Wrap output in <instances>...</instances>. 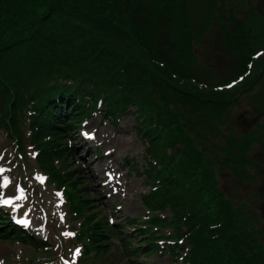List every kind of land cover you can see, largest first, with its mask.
<instances>
[{
  "label": "rangeland",
  "instance_id": "1",
  "mask_svg": "<svg viewBox=\"0 0 264 264\" xmlns=\"http://www.w3.org/2000/svg\"><path fill=\"white\" fill-rule=\"evenodd\" d=\"M38 3L29 0L27 11ZM185 19L178 70L189 79L158 66L131 27L132 38L126 30L107 35L133 87L122 89L142 105L117 125L99 111L70 136L44 131L39 143L29 116L1 111L0 208L12 210L55 255L0 237V264H188L195 233L168 222L192 212V187L200 183L229 203L232 223L224 228L238 234L242 249L251 257L264 253V0H186ZM152 123L144 137L136 133ZM157 126L161 137L152 139ZM118 230L132 243L119 240ZM148 242L159 252H136Z\"/></svg>",
  "mask_w": 264,
  "mask_h": 264
},
{
  "label": "trees",
  "instance_id": "2",
  "mask_svg": "<svg viewBox=\"0 0 264 264\" xmlns=\"http://www.w3.org/2000/svg\"><path fill=\"white\" fill-rule=\"evenodd\" d=\"M28 1L0 0V113L12 110L14 114L29 116L36 142L42 141L44 131L53 135L58 130L61 137L70 136L72 127L79 129L99 111L105 121L116 124L125 114L134 113L131 108L142 107L139 97L122 89V84L129 90L133 87L126 70L119 71L117 45L107 40V35H115L113 31H127L129 36H125L132 38L133 34L127 30L131 27L140 38L138 46L146 47L158 66L166 67L182 80L189 79L178 70L185 59L181 32L187 28L186 0H39L33 11H27ZM15 17L20 18L13 25L8 24L7 20ZM106 26L110 28L105 30ZM99 62L109 68H103ZM140 118L145 120L142 115ZM153 125L143 130L140 124L136 133L144 137ZM160 134L157 126L152 139H160ZM151 180L154 181L151 184L158 182L155 177ZM177 182L178 178L172 180L174 185ZM159 184L156 189L161 188ZM192 194L197 197L192 212H184L185 217H180L182 222L174 219L168 222L178 231L180 225H185L189 235L195 233L197 239L193 237L195 243L192 242L188 264L263 261V252L251 257L242 249L238 234L224 228L231 227L232 218L228 215L231 207L214 187L200 183L192 187ZM8 212L0 208L3 226L0 237L20 243L29 241L37 250L48 248V244L31 232L14 225ZM128 221L127 226L142 235V228L132 225L130 218ZM117 232L120 240L131 243L123 231ZM147 235L151 232L147 231ZM158 248L155 242H148L136 252L149 249L147 253H155L159 252Z\"/></svg>",
  "mask_w": 264,
  "mask_h": 264
},
{
  "label": "bare ground",
  "instance_id": "3",
  "mask_svg": "<svg viewBox=\"0 0 264 264\" xmlns=\"http://www.w3.org/2000/svg\"><path fill=\"white\" fill-rule=\"evenodd\" d=\"M90 137H92L93 139H96L95 136L90 135ZM129 228H131V227L129 226ZM125 229H127V228H125ZM125 229H124V230H125ZM124 230H123V232H124V234H125L124 236L127 237V236H126V232H125ZM133 230H135V229L133 228ZM135 231H136V230H135ZM129 240H131V243H132V237H129Z\"/></svg>",
  "mask_w": 264,
  "mask_h": 264
},
{
  "label": "snow or ice",
  "instance_id": "4",
  "mask_svg": "<svg viewBox=\"0 0 264 264\" xmlns=\"http://www.w3.org/2000/svg\"><path fill=\"white\" fill-rule=\"evenodd\" d=\"M41 180H43V178H41ZM4 203H10V201H4ZM21 223H27V221H22ZM66 235H68L66 233ZM77 255H79V249H77Z\"/></svg>",
  "mask_w": 264,
  "mask_h": 264
}]
</instances>
